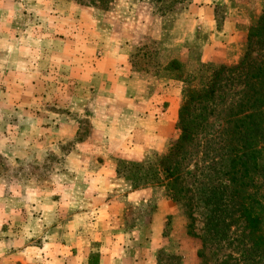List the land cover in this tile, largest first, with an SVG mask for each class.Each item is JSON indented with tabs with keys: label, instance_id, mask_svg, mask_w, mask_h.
Wrapping results in <instances>:
<instances>
[{
	"label": "rangeland",
	"instance_id": "374dc122",
	"mask_svg": "<svg viewBox=\"0 0 264 264\" xmlns=\"http://www.w3.org/2000/svg\"><path fill=\"white\" fill-rule=\"evenodd\" d=\"M92 1L0 0V264H97L89 248L120 234L135 241L137 263L244 262L252 243L240 221L203 246L204 204H194L190 233L187 208L117 174L119 162L156 160L179 137L182 86L160 67L202 59L205 41L169 37L183 30L171 15L187 0ZM232 4L241 54L264 0ZM148 16L159 20L138 25Z\"/></svg>",
	"mask_w": 264,
	"mask_h": 264
},
{
	"label": "trees",
	"instance_id": "16d2710c",
	"mask_svg": "<svg viewBox=\"0 0 264 264\" xmlns=\"http://www.w3.org/2000/svg\"><path fill=\"white\" fill-rule=\"evenodd\" d=\"M160 69L182 86L179 137L156 160L119 162L118 176L133 187L163 189L167 199L189 210L190 233L194 204H204L208 214L198 238L203 246L227 240L234 221H240L252 244L244 262L234 264H264V13L250 27L237 62L172 60Z\"/></svg>",
	"mask_w": 264,
	"mask_h": 264
},
{
	"label": "crops",
	"instance_id": "0c3cea01",
	"mask_svg": "<svg viewBox=\"0 0 264 264\" xmlns=\"http://www.w3.org/2000/svg\"><path fill=\"white\" fill-rule=\"evenodd\" d=\"M223 1L222 3L227 7V13L224 19H220L214 10L217 3H219L218 0H187L183 12L180 14H169L171 18H174L176 21L174 26L175 32L179 30V25L181 28L183 27V30L179 31L180 35H177V38L175 33L170 34V40L173 41V43L181 42V44L189 41H192V43L195 41L197 42V40L201 42L205 41L206 43L202 46L201 50V61L204 63L233 64L237 62L240 56V47L238 50L236 40L239 36L238 34L242 32V29L239 28L240 25L238 21L241 16L234 10L232 4L233 0ZM127 9L126 14H132V11H130L129 8ZM142 18L143 17H139L138 25L143 26L142 23L145 22L146 27L153 25V23L159 20L152 16ZM154 39H156V35H154ZM166 42L169 44V39L164 40V43ZM106 47H108V45H106ZM236 50L237 52H234ZM155 225L156 222L154 224V229ZM159 229L157 228V231L156 229L153 230L151 241L159 239L161 236ZM112 237L116 240H113ZM76 239L78 240V238ZM104 240H107V242L100 249L93 250L89 248L86 253V256L89 257L88 261H90V258L94 255L100 254L97 264H153L152 256H149L145 260H141L140 263L136 262V257L133 253L137 250H134L135 241H133V238L131 239L130 235H111ZM74 247H77V244H74ZM145 250L143 249L142 251ZM78 251L83 250L77 249V252ZM91 261L93 262V259Z\"/></svg>",
	"mask_w": 264,
	"mask_h": 264
}]
</instances>
